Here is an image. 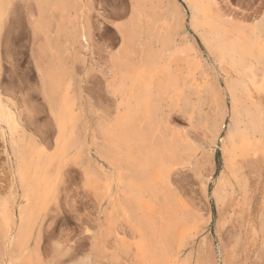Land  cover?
I'll return each instance as SVG.
<instances>
[{
    "label": "bare ground",
    "instance_id": "6f19581e",
    "mask_svg": "<svg viewBox=\"0 0 264 264\" xmlns=\"http://www.w3.org/2000/svg\"><path fill=\"white\" fill-rule=\"evenodd\" d=\"M25 1L31 3L36 14L31 19L30 31L33 40L38 42V45L33 42L38 46V54L35 51L33 54L38 55L40 61L37 59L34 66L39 91L56 135L50 152L35 143L26 145L24 136L17 137L21 129L20 115L0 94V139L12 195L21 190L23 200V204L17 199L10 203L0 201V257L16 258L17 264L41 262L37 248L43 223H39L40 216L53 200L64 168L69 163L81 168L89 140L98 160L95 163V159L90 158L95 167L82 166L83 184L95 195L99 193L102 200H114L116 206L112 202L115 207L112 205L107 217L111 224L122 219L130 226L131 236H135V242L130 245L135 249L134 263L178 264L181 247L187 239H193L198 222L174 193L171 175L178 167L190 166L196 148L185 140L187 138L182 139L165 126L171 113L180 114L189 121L193 119L195 106H200L203 96L210 92L206 76L200 71L201 52L193 39L224 68L221 77L227 79L229 125H223L227 112L221 108L224 112L213 119L212 127L216 135L226 130L220 147L225 168L233 178L242 176L240 190L246 193L236 159L253 157L264 148L261 101L264 93V17L244 26V23L223 20L214 9V0H128L129 15L115 26L120 44L108 56L109 70L103 76L105 91L114 104V114L98 116L91 122L93 125L82 127L85 136L81 140L78 131L86 114L85 107L79 103L81 80L77 79L74 66L82 65L77 64L83 57L80 49L83 52L92 38L88 2ZM3 3L0 0V28L5 14ZM185 14L189 25L186 32L183 31ZM195 100L198 101L196 105ZM227 189L228 183L222 176L215 187L217 201L225 199ZM260 220L264 223L263 212ZM120 230L122 234L124 231ZM115 233L112 227L110 234ZM92 245L95 249L98 247L96 242Z\"/></svg>",
    "mask_w": 264,
    "mask_h": 264
},
{
    "label": "rangeland",
    "instance_id": "374dc122",
    "mask_svg": "<svg viewBox=\"0 0 264 264\" xmlns=\"http://www.w3.org/2000/svg\"><path fill=\"white\" fill-rule=\"evenodd\" d=\"M3 1L5 6L3 22H5L6 28H0V35L6 37L5 69L7 76H9L10 74L13 75L16 69L24 68L28 63L27 47L32 37L30 22L36 14L31 3L25 0ZM213 4L214 9L222 16L223 20H232L241 25L244 23V26H250L264 17V0H214ZM124 6H126L125 11L128 13V2L120 0V11H123ZM183 7L186 9L185 5ZM184 26L186 28L184 27L183 31H188L187 15ZM93 32H95L94 29ZM108 34L110 35V32ZM99 35L100 32L96 31V36ZM193 40L201 52V58H204L199 59L200 71L206 76L205 79L210 85V92L203 96L200 106H198L197 100L193 101L194 105L197 104L193 119L189 121L180 114L171 113L165 126L168 131L179 134L182 139L187 138L185 140L194 149L196 148V159L192 160L190 166L178 167L177 171L175 170L171 175L174 193L198 222L193 231V239L192 237L189 238L192 240L187 239L186 244L190 245V241L194 242L190 246L184 244L181 247L179 255L181 258L179 257L178 260L180 261H177L178 264H264V223L260 220L261 213L264 214V148L253 157H246L242 161L236 159V165L240 167L246 187V193H241L243 191L240 190L242 176L238 175L233 178L229 174L225 168L221 152L226 130L216 135L212 127L213 119L222 115L224 110L227 112V117L223 119V125H229L230 103L225 90L227 79L221 77L224 74V68L218 62V64L215 63L216 57L214 55L205 52L201 44L195 38ZM80 68L79 65L75 67V74H78L77 79L81 80V82L79 81L80 93L82 94V90H85L91 98H85L86 100L83 99V102L81 100L83 95L78 93L80 106L85 107L83 110L86 114L84 115L86 118L82 117L79 126L81 132L78 131L79 134H83V137L79 135L80 139L83 140L85 136L83 129L91 126L98 116H112L114 104L101 83L94 77H82ZM262 96L261 101L264 106V99H262L264 93ZM222 105L227 107H222ZM42 113L45 112L41 111L34 118H29L28 122L19 118L21 129H19L17 137L22 135L26 139V145L28 142L35 143L45 152H50L54 148L56 130L50 117ZM82 127L84 128L82 129ZM1 143L0 201L10 203L13 199H17L19 203L23 204L21 190L15 196L12 195L11 178L4 155L3 142ZM93 146L88 140L86 150H89H85L88 155L84 156L86 153H83L81 168L78 169L77 167L80 166L76 167L73 164L72 166L70 163V166L68 164V167L64 168L66 170L63 171V178L52 195L53 200L49 202V206L40 216L39 223L42 221L43 223L40 224L42 228L40 231L42 232H40L37 248L39 250L38 256H40L38 259L41 262L37 264H59L63 262L64 264L76 262L77 264L82 262L92 264V259L94 264H135V249L130 246L135 242V236H131L130 226L122 219L117 221L115 225L114 223L111 224L107 217L111 212V207L116 206L114 200L112 201L114 205L109 200H102L99 193L95 195L93 190L89 191V188L83 184L82 166L85 165L86 167L88 166L86 164H90V166L95 167L93 162L96 163L98 160L96 151L93 152L95 150ZM90 158L95 160L92 162ZM222 176L228 183V189L225 199L219 202L217 201L218 196L216 197L215 194V187ZM229 185L231 186L229 187ZM112 190L114 191V187ZM102 202L103 204H101ZM107 207L110 208L107 209ZM104 209L106 210L104 211ZM121 224L123 227L119 226ZM112 227L116 231L115 234H110ZM128 229H130V233H128ZM119 230L124 232L120 234ZM109 235L111 236L109 237ZM92 242L93 244L96 242L98 245L96 249ZM40 250L44 252L40 253ZM99 252H101L100 255ZM103 257L106 259H102ZM185 257L189 259L186 260ZM12 258L1 256L0 260H8H2L0 264H9V261L10 264L19 263L18 259Z\"/></svg>",
    "mask_w": 264,
    "mask_h": 264
},
{
    "label": "crops",
    "instance_id": "0c3cea01",
    "mask_svg": "<svg viewBox=\"0 0 264 264\" xmlns=\"http://www.w3.org/2000/svg\"><path fill=\"white\" fill-rule=\"evenodd\" d=\"M86 1L88 2V10H90V12L88 11V13H90V18L88 17L90 25L92 30L94 29L95 32H92V38L88 46L89 48L87 47V50L84 49L83 52L82 49H80V54L83 56L80 63L82 64V69L80 68L81 76L86 78H96V80L101 83L103 89H105L103 76H106L108 73V56L114 52L118 48L117 46L120 44V37L115 30V26L121 24L122 21L127 18L129 15V9L128 13H126V6H124L123 11H120V0ZM125 1L128 2V0ZM1 28H6L5 22H3ZM96 31L100 32L99 36H96ZM108 32H110V35ZM33 42L38 45V42L33 40L31 37L27 47L29 57L27 65H25L24 68L21 67L16 69L13 75L10 74L7 76V71L5 69L6 37L0 35V94H2V99H5L3 101L8 100L13 106L12 109L14 108L13 110H15L16 113L21 116V120H25L26 122L29 121V118H34L40 114L41 111L45 112L42 114L49 116L47 106L45 105L39 91L40 85H38L39 80H37L38 77L34 64L37 63V59L39 61L40 59L38 55L35 56L33 54L34 51L36 54H38V46H35L36 44L34 45ZM75 67L76 65L74 66V69ZM82 95V100H86L85 98L89 97V94H87L85 90H82ZM20 116L18 117L20 118ZM1 144L2 143L0 139V146Z\"/></svg>",
    "mask_w": 264,
    "mask_h": 264
}]
</instances>
